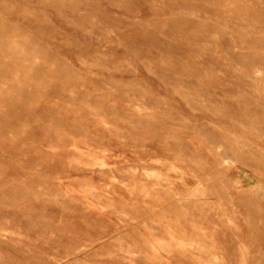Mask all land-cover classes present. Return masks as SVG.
I'll list each match as a JSON object with an SVG mask.
<instances>
[{
	"label": "rangeland",
	"instance_id": "1",
	"mask_svg": "<svg viewBox=\"0 0 264 264\" xmlns=\"http://www.w3.org/2000/svg\"><path fill=\"white\" fill-rule=\"evenodd\" d=\"M0 264H264V0H0Z\"/></svg>",
	"mask_w": 264,
	"mask_h": 264
}]
</instances>
